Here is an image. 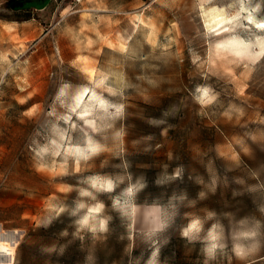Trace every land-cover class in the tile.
Wrapping results in <instances>:
<instances>
[{
    "label": "rangeland",
    "instance_id": "obj_1",
    "mask_svg": "<svg viewBox=\"0 0 264 264\" xmlns=\"http://www.w3.org/2000/svg\"><path fill=\"white\" fill-rule=\"evenodd\" d=\"M27 1L0 0V226L18 238L13 264H147L156 248L159 264H264V236L244 260L230 242L211 260L180 236L184 212L215 211L226 229L224 213L264 222V0ZM129 175L146 187L121 217L111 203ZM93 176L124 179L98 194L109 233L81 239L55 209ZM185 193L195 207L177 201L180 216L148 239Z\"/></svg>",
    "mask_w": 264,
    "mask_h": 264
},
{
    "label": "clouds",
    "instance_id": "obj_2",
    "mask_svg": "<svg viewBox=\"0 0 264 264\" xmlns=\"http://www.w3.org/2000/svg\"><path fill=\"white\" fill-rule=\"evenodd\" d=\"M101 148H97L91 155L98 154ZM90 158L86 156L85 159ZM127 167V165H125ZM182 169L177 168L173 175L166 177L167 181H174L182 177ZM123 177L114 180L111 177L93 176L89 177L86 181L88 187H81L78 189V196L74 201V206H60L55 209L56 217L67 212L70 217H74L73 223L76 226L74 236L80 237L81 233H90L94 239H99L102 234H107L110 231V222L112 216L106 214V204L98 199V194L113 193L115 192L119 183H123ZM127 179L130 181L128 186L124 188L120 195L116 196L111 203L114 211H117L121 217H128L134 215L137 205L135 198L139 192L145 187L146 183L143 182V177L135 183H131L132 177L129 175ZM166 181L164 179L157 180V185H162ZM203 183L202 180L198 181ZM210 190L215 193L216 180H212L209 186ZM206 198V193L201 191L199 199ZM188 200L187 194L180 196L173 195L167 208L160 207V215L154 217V223L157 227L150 231L147 236L151 239L157 232L164 231L172 226L176 218L180 216L179 204H183ZM91 201V202H89ZM179 201V204L177 203ZM196 200H188V207H195ZM264 213V207L260 208ZM225 217L229 218V224L226 229L225 225L218 218L215 211L205 210L203 216L191 212H184L183 216L187 223L180 229L181 238L187 240L189 243L199 242L202 245V252L211 260H215L218 253L224 252L231 244V251L237 258L244 260L250 254L257 252L262 246L261 237L264 236V222L255 219L251 216H245L239 220L232 217L230 213H224ZM54 217L49 216L42 221L41 226L47 228L53 222ZM213 221L207 228L206 225ZM62 235L67 236V231ZM55 249H49L54 251ZM63 252V249H61ZM160 249L156 248L152 252L151 257L148 259L147 264H159L158 256ZM207 264V261H206Z\"/></svg>",
    "mask_w": 264,
    "mask_h": 264
},
{
    "label": "bare ground",
    "instance_id": "obj_3",
    "mask_svg": "<svg viewBox=\"0 0 264 264\" xmlns=\"http://www.w3.org/2000/svg\"><path fill=\"white\" fill-rule=\"evenodd\" d=\"M226 17H220L217 18V23L221 24L224 21H226ZM261 24H264V21H262ZM236 43L243 42L242 39H236ZM261 49H264V41L261 42L260 45ZM236 52H240L241 48L238 46L234 48ZM84 92L80 94V97L78 100H81L83 97ZM17 236L14 231H9L3 227L0 226V264H13L14 260V253H15V247L17 244Z\"/></svg>",
    "mask_w": 264,
    "mask_h": 264
},
{
    "label": "trees",
    "instance_id": "obj_4",
    "mask_svg": "<svg viewBox=\"0 0 264 264\" xmlns=\"http://www.w3.org/2000/svg\"><path fill=\"white\" fill-rule=\"evenodd\" d=\"M27 2H28L27 0H9V6L12 8H23L28 6ZM36 6L41 7L42 4Z\"/></svg>",
    "mask_w": 264,
    "mask_h": 264
},
{
    "label": "snow or ice",
    "instance_id": "obj_5",
    "mask_svg": "<svg viewBox=\"0 0 264 264\" xmlns=\"http://www.w3.org/2000/svg\"><path fill=\"white\" fill-rule=\"evenodd\" d=\"M260 27L264 28V24H261ZM204 95L206 96L207 95V92L204 93ZM95 148L92 149L93 152H95Z\"/></svg>",
    "mask_w": 264,
    "mask_h": 264
}]
</instances>
